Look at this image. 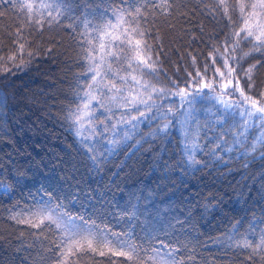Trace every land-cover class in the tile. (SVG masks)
<instances>
[{"label": "trees", "instance_id": "16d2710c", "mask_svg": "<svg viewBox=\"0 0 264 264\" xmlns=\"http://www.w3.org/2000/svg\"><path fill=\"white\" fill-rule=\"evenodd\" d=\"M251 4L0 0V264H264V141L232 114L202 103L184 123L158 105L126 125L108 106L80 130L118 22L128 42L101 79L148 68L165 89L197 84L233 46L243 86L264 96Z\"/></svg>", "mask_w": 264, "mask_h": 264}, {"label": "rangeland", "instance_id": "374dc122", "mask_svg": "<svg viewBox=\"0 0 264 264\" xmlns=\"http://www.w3.org/2000/svg\"><path fill=\"white\" fill-rule=\"evenodd\" d=\"M33 5L45 6L46 0H28ZM252 13L245 20L248 30H255L264 36V0H252ZM126 29L122 22L109 26L101 40L98 53L99 67L94 71L97 85L86 99L81 112L80 130L88 132L92 128L91 114H107L108 106L116 107L120 121L128 124L130 120H138L147 114L150 108L159 106L162 114L176 112L185 123L190 119L200 104L206 108L216 104L224 114H232L241 129L242 135L254 134L253 143L264 141V96L251 93L244 86L236 73V47L230 48L216 73L197 84L188 86L171 85L163 88L156 84L148 68L138 71L127 82L118 84L108 73H102L103 64L112 56V52L120 50L121 44L128 42ZM235 45V44H234ZM142 67V66H141ZM165 110V111H162ZM106 119H102L105 121ZM97 126V125H96ZM118 129H115L117 134Z\"/></svg>", "mask_w": 264, "mask_h": 264}]
</instances>
